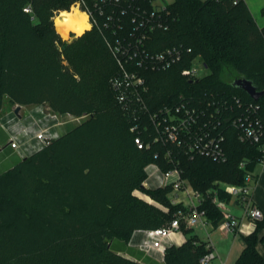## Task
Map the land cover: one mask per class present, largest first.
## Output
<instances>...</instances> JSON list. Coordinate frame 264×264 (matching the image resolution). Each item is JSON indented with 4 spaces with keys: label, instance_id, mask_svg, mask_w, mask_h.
Instances as JSON below:
<instances>
[{
    "label": "trees",
    "instance_id": "obj_1",
    "mask_svg": "<svg viewBox=\"0 0 264 264\" xmlns=\"http://www.w3.org/2000/svg\"><path fill=\"white\" fill-rule=\"evenodd\" d=\"M73 2L0 0V110L6 99L12 106L45 105L58 114L86 116L29 156L13 154L0 171V264H161L129 243L138 231L168 225L179 209L169 203L167 190L142 188L144 168L162 148L134 144L131 122L110 86L117 66L102 34L92 28L67 42L54 30L50 18L68 11ZM26 7L31 11L25 12ZM167 9L169 27L152 34L150 44L154 50L189 49L187 58L199 57L207 74L196 81L184 79L180 70L188 63L145 71L150 106L179 92L236 96L258 104L264 121V95L253 100L232 86L244 79L264 91V26L258 27L245 1L173 0ZM81 46L89 53L100 49L106 58L97 53L93 60L89 57L95 64H83L77 58ZM103 68L110 70L108 84ZM225 151L224 163L180 158L183 177L201 192L217 189V182L244 185L245 175L254 172L262 157L259 148L230 131ZM135 189L167 211L134 197ZM217 195L231 201L220 188ZM202 209L216 228L220 211L209 199ZM181 229L185 241L167 247L162 264H199L213 250L189 228ZM240 239L243 248L235 264H264L257 251L264 242V217Z\"/></svg>",
    "mask_w": 264,
    "mask_h": 264
},
{
    "label": "built area",
    "instance_id": "obj_2",
    "mask_svg": "<svg viewBox=\"0 0 264 264\" xmlns=\"http://www.w3.org/2000/svg\"><path fill=\"white\" fill-rule=\"evenodd\" d=\"M167 5L158 0H74L70 7L86 16L89 30L95 28L103 36L117 66L110 86L116 103L131 122L130 130L135 133L134 144L138 149H148L153 145L162 148V153L156 152L154 160L145 166L146 177L142 188L167 190L169 203L179 209L168 225L138 231L136 235L140 234V238L136 241L135 235L129 243L148 256L156 255L160 263L167 247L180 245L184 236L182 226L200 227L209 237L210 230L214 228L202 209L207 199L222 215L216 229L223 234L239 233L240 222L230 213V202L242 208L243 218L254 227L255 222L264 217L261 210L252 204L253 173L245 175L244 185L217 182V189L201 192L190 185L180 169V158H206L224 163L227 160L226 137L230 131H234L241 142L256 145L262 155L259 162H262L264 121L260 118L259 105L236 96L185 92H179L173 99L156 106H150L146 99L145 71H166L188 63L181 68L180 76L191 81L202 78V70L207 71L199 57L187 58L189 49L170 46L154 50L150 44L152 34L166 31L169 27ZM24 11L30 12L31 9L26 7ZM61 12H56L54 16ZM31 106H34L35 113L29 112L16 118L9 116L0 123L7 135L5 146L0 144V152L8 148L19 158L27 157L60 137L67 129L79 125L86 117L58 114L45 105ZM22 107L26 106H19V110ZM245 165L243 161L239 167L244 168ZM219 188L231 197L229 203L218 197ZM132 195L144 201L147 198L160 210L167 211L143 190L135 189ZM205 241L208 248L213 247L208 239ZM215 256L213 249L200 258L199 264H212Z\"/></svg>",
    "mask_w": 264,
    "mask_h": 264
},
{
    "label": "rangeland",
    "instance_id": "obj_3",
    "mask_svg": "<svg viewBox=\"0 0 264 264\" xmlns=\"http://www.w3.org/2000/svg\"><path fill=\"white\" fill-rule=\"evenodd\" d=\"M158 1H163L166 4H170L172 3L173 0H158ZM74 9V8H73ZM68 11H72V9H69ZM54 19V20H53ZM55 16H53V18L51 17L50 20L52 21V26L54 28V30L57 32V30L55 29ZM85 32V31H84ZM58 33V32H57ZM59 34V33H58ZM71 32L67 34L66 38L63 39V37L61 36V38L67 42H70L72 39L79 37L81 35H74L71 37ZM74 34V33H72ZM60 35V34H59ZM82 43V42H80ZM82 45V44H81ZM84 46L79 47V52H77L78 54V60L84 64V62H88L90 61V63L88 64H95V61L93 60V57L96 56L97 53L102 54V57H105V54L102 53L100 51V49H98V51L94 50L93 53H89L88 50H86L85 48H83ZM92 60H90V58ZM84 61V62H83ZM92 61V62H91ZM108 68V67H107ZM107 68H103L102 69V73L105 74V76L107 75V84H108V69ZM201 75H206L207 71L202 70L200 72ZM15 106V105H14ZM17 106V105H16ZM10 111V112H9ZM15 111V107H13L10 103H8V101L5 99L3 102V107L0 110V123L7 118L8 116H13V117H19L20 115H25L29 112H36L34 109V106H26V107H22L21 110H19L17 113L14 112ZM9 112V113H8ZM7 142L6 140L0 139V144L2 146H5ZM8 149V148H6ZM6 149H4L3 151L0 152V171H2L5 167H6V163H11V157L13 156V153L11 151V153H9V151H7ZM135 197V196H134ZM137 198V197H136ZM139 199V198H138ZM142 200V199H140ZM146 201L143 200L144 203H146L147 205L149 204L150 206L157 208L158 210H160V208H158L156 205H154L150 200H148L147 198H145ZM151 202V203H149ZM189 230L195 234L197 236V238L199 240H209L212 244V246L214 247V253H215V258L212 260V264H218L221 261H225V264H235L237 258L240 255V246L241 243L238 239H234L232 236L225 239L223 237V234L221 233V231L219 229H212L209 233V237L207 238V234L206 232L200 228V227H195V228H189ZM242 251V250H241ZM151 258H153L154 260H158L156 255H151ZM162 264V263H161Z\"/></svg>",
    "mask_w": 264,
    "mask_h": 264
},
{
    "label": "crops",
    "instance_id": "obj_4",
    "mask_svg": "<svg viewBox=\"0 0 264 264\" xmlns=\"http://www.w3.org/2000/svg\"><path fill=\"white\" fill-rule=\"evenodd\" d=\"M247 7L249 8L253 18L255 19V22L257 23L258 27L264 26V0H244ZM16 108V105L13 106ZM10 112V111H9ZM8 112V113H9ZM9 117V116H8ZM2 136H6L5 132L0 127V138ZM13 153V152H12ZM14 154V153H13ZM254 182L251 184V200L252 204L257 207L259 210H261L262 214H264V160L262 162H259L254 169ZM229 210L230 213L238 218L240 225H239V233L233 234V233H227L223 234V237L225 239L229 237H233L235 240L238 239L241 243L240 246V252L243 248V244L241 241V236H246L249 232H252L254 229V225L251 224L249 221L243 218V210L242 208L233 203H229ZM211 231V230H210ZM210 233V232H209ZM140 234H137L136 237H139ZM180 245L185 241V236H183V239L180 240ZM214 249V247H213ZM257 251L259 254L264 258V242H259L257 244ZM218 264H225V261H221Z\"/></svg>",
    "mask_w": 264,
    "mask_h": 264
},
{
    "label": "bare ground",
    "instance_id": "obj_5",
    "mask_svg": "<svg viewBox=\"0 0 264 264\" xmlns=\"http://www.w3.org/2000/svg\"><path fill=\"white\" fill-rule=\"evenodd\" d=\"M55 18V29L63 39L70 32L74 35H81L84 31L89 30L86 16L75 8L72 11H63Z\"/></svg>",
    "mask_w": 264,
    "mask_h": 264
},
{
    "label": "water",
    "instance_id": "obj_6",
    "mask_svg": "<svg viewBox=\"0 0 264 264\" xmlns=\"http://www.w3.org/2000/svg\"><path fill=\"white\" fill-rule=\"evenodd\" d=\"M232 86L245 92L251 99L258 100L264 91H257L250 81L244 79H236L232 82ZM19 111V106H16L15 113Z\"/></svg>",
    "mask_w": 264,
    "mask_h": 264
}]
</instances>
